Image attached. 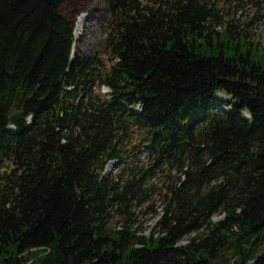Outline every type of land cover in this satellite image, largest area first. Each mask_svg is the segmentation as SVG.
<instances>
[{"label":"trees","instance_id":"16d2710c","mask_svg":"<svg viewBox=\"0 0 264 264\" xmlns=\"http://www.w3.org/2000/svg\"><path fill=\"white\" fill-rule=\"evenodd\" d=\"M61 3L0 0V264H264V44L217 0H106L103 59ZM158 173L153 230L113 225Z\"/></svg>","mask_w":264,"mask_h":264},{"label":"rangeland","instance_id":"374dc122","mask_svg":"<svg viewBox=\"0 0 264 264\" xmlns=\"http://www.w3.org/2000/svg\"><path fill=\"white\" fill-rule=\"evenodd\" d=\"M235 0H217L218 7H221L227 18H236L243 30L250 35V39L259 40L264 44V0H243L244 5H236ZM255 5V3H257ZM60 10L63 14L71 18L74 22V37H75V51L84 54H96L99 57L106 59L107 54L104 48V40L107 34V4L106 0H62ZM258 14V18L247 26L244 23L253 19L252 17ZM82 16L81 26L76 33V26L78 18ZM102 88L100 91H106ZM225 96L221 93L216 95V100H222ZM216 107H220L218 104ZM139 157L130 156L134 159L132 163H119L116 159L109 160L105 164L104 170L110 172L112 175L121 172V181L131 177L132 170L129 166L136 165L143 166V155L135 154ZM130 163V164H129ZM123 165L127 167L124 168ZM167 185V179L163 174H155L153 176L147 175L142 183V192L138 198L134 199L128 206H118L116 211H113L112 224L122 225L125 222L131 223L139 232L147 235L152 230L160 215L163 206V194ZM145 193V194H144ZM133 212L132 219L126 221V213ZM223 218L221 213L213 215V220H220ZM192 234L184 236L178 244H183L186 239Z\"/></svg>","mask_w":264,"mask_h":264},{"label":"water","instance_id":"95a60500","mask_svg":"<svg viewBox=\"0 0 264 264\" xmlns=\"http://www.w3.org/2000/svg\"><path fill=\"white\" fill-rule=\"evenodd\" d=\"M21 117V111H14L9 115V121L11 125H15ZM120 125L115 126V130H118Z\"/></svg>","mask_w":264,"mask_h":264},{"label":"bare ground","instance_id":"6f19581e","mask_svg":"<svg viewBox=\"0 0 264 264\" xmlns=\"http://www.w3.org/2000/svg\"><path fill=\"white\" fill-rule=\"evenodd\" d=\"M81 19H82V16L78 19L77 26H76V28H75L76 33H77L78 30L80 29V26H81Z\"/></svg>","mask_w":264,"mask_h":264}]
</instances>
